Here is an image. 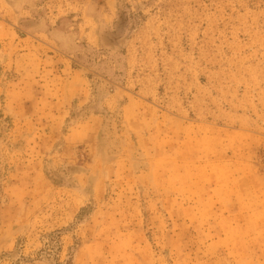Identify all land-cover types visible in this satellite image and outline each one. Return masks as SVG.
Returning a JSON list of instances; mask_svg holds the SVG:
<instances>
[{"label":"rangeland","instance_id":"obj_1","mask_svg":"<svg viewBox=\"0 0 264 264\" xmlns=\"http://www.w3.org/2000/svg\"><path fill=\"white\" fill-rule=\"evenodd\" d=\"M0 264H264V0H0Z\"/></svg>","mask_w":264,"mask_h":264}]
</instances>
